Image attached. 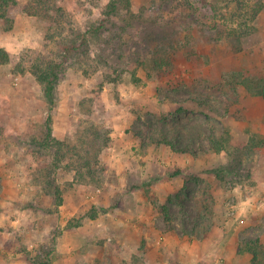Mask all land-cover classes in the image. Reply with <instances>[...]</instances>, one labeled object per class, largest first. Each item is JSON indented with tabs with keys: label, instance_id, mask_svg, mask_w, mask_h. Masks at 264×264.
I'll return each mask as SVG.
<instances>
[{
	"label": "rangeland",
	"instance_id": "obj_1",
	"mask_svg": "<svg viewBox=\"0 0 264 264\" xmlns=\"http://www.w3.org/2000/svg\"><path fill=\"white\" fill-rule=\"evenodd\" d=\"M242 1L9 0L0 264H247L246 240L264 259V97L242 83L264 84V6ZM52 63L51 98L33 71ZM212 130L226 149L195 151Z\"/></svg>",
	"mask_w": 264,
	"mask_h": 264
},
{
	"label": "trees",
	"instance_id": "obj_2",
	"mask_svg": "<svg viewBox=\"0 0 264 264\" xmlns=\"http://www.w3.org/2000/svg\"><path fill=\"white\" fill-rule=\"evenodd\" d=\"M14 5L17 4V0H10ZM240 1L241 4L246 3L243 2L242 0H236ZM8 2L9 0H5L3 2V5H0V18H6L7 20H11L8 16ZM131 0H111L109 4L107 5V14L110 16L114 11H116L120 6H129L130 7ZM264 6V1L263 0H256L255 3L253 4V11H252V17H256V15L261 11V9ZM95 32L98 33L99 28L94 27ZM239 28H231L230 34H235L238 36L244 35V30L239 33ZM75 43V44H74ZM71 45H69L68 49L69 51L73 50L76 51L78 50L82 45L77 44L76 41H74ZM81 45V46H80ZM162 49L157 51L156 54L161 53ZM11 55L9 54L8 50L4 47H0V64L2 63H11ZM155 64L157 68H162L163 66H166V71L171 72L173 69V63L163 57L162 58H155ZM61 67V63H52L49 66H44L38 65L37 67L34 68V74L36 75L38 81L44 86V90L46 92V95L48 97H53L54 91L56 89V82L59 77V70ZM249 78H245L242 83H244L246 86L249 87L255 95H261L264 97V84H259L255 85L253 87H250L249 82L247 81ZM159 138V143H163V141H167L169 144L174 145L173 142H169L166 138ZM41 145L47 149H52L54 150V158L52 161V167L51 170L48 174V177L51 179L52 173L51 171L54 169H58L61 165V163L66 159L67 157V148L66 143L63 140L57 139L53 136V127L51 124V117L47 119V133L45 137L42 139L40 142ZM195 151H201V152H209V151H216V152H221L224 149H226L225 142L223 139L218 138L216 136V131L212 130L211 135L206 137L205 141H200L199 146H195ZM87 153L90 152V149L88 148ZM83 166H88L90 170L94 171V166L91 164V160L89 161V158L85 157L84 160L82 161ZM55 187V195L57 196L58 203L60 204L62 202L61 198V190L58 186ZM163 213L166 216V219L168 221H172V216L169 212V209L167 207H164ZM243 250L248 251L252 254V257L250 261L247 264H264V259L262 256V250L263 247L261 243H259V240H246L243 244Z\"/></svg>",
	"mask_w": 264,
	"mask_h": 264
}]
</instances>
